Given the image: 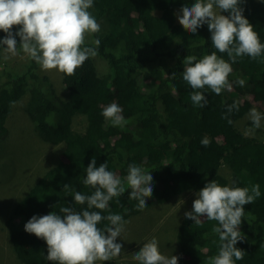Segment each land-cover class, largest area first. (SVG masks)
<instances>
[{"label": "trees", "instance_id": "trees-1", "mask_svg": "<svg viewBox=\"0 0 264 264\" xmlns=\"http://www.w3.org/2000/svg\"><path fill=\"white\" fill-rule=\"evenodd\" d=\"M192 3L194 0H93L89 11L101 28L87 43L91 46V40L99 39L98 54L74 75L62 73L68 92L65 99L55 95L46 76L39 77L38 64L31 59L24 69L0 71V139L7 134L6 119L12 108L26 96L23 114L37 140L62 148L61 158L13 203L8 236L22 264H55L46 258L45 241L25 232L24 225L33 215L61 214V207L76 212L86 209V204L75 203L74 194L94 191L83 183L92 158L97 167L107 161L108 170L122 180L131 163L151 172L153 192L145 198L143 210H137L138 201L129 199V188L101 212L102 216L121 214L126 221L180 194L198 192L213 179L221 186L233 181L239 187L259 184L260 197L244 206L240 231L245 240L235 246L245 254L236 264H264V139L245 136L236 127L251 109L248 96L262 104L264 113V55L255 60L237 58L228 77L231 90L216 95L205 87L200 91L208 99L207 106L193 105V90L182 79L184 57L199 59L216 49L206 24L195 34L179 24L180 8ZM241 7L264 43V2L244 0ZM17 30L16 26L12 29L13 33ZM5 35L0 31V39ZM16 39L19 46L20 38ZM217 55L229 59L226 53ZM95 58L106 65L105 70L98 69ZM239 79L245 80L244 86L237 83ZM237 101L238 111L227 114L226 106ZM113 102L123 110L120 126L102 116L103 108ZM225 114L231 124L222 118ZM75 119L85 123L83 133L76 130ZM204 138L210 141L207 147L201 144ZM222 168L229 170V179L222 175ZM200 219L195 224L183 215L176 225L178 264H208L218 254L219 236L212 231L218 222ZM107 224L103 220L98 227Z\"/></svg>", "mask_w": 264, "mask_h": 264}, {"label": "clouds", "instance_id": "clouds-1", "mask_svg": "<svg viewBox=\"0 0 264 264\" xmlns=\"http://www.w3.org/2000/svg\"><path fill=\"white\" fill-rule=\"evenodd\" d=\"M243 2L194 0L191 6L181 7L177 14L179 24L190 34H195L198 28L206 24L211 34V44L216 49L199 59L194 55L184 57L182 79L193 90L190 99L195 106H207L208 99L200 91L205 87L216 95L225 89L231 90L228 77L233 71L232 63L237 62V58L248 56L255 60L264 55V43H261L259 34L243 15ZM92 7L93 0H0V31L6 34L0 39L4 59H8L9 55L16 56L22 50L42 70L55 69L66 76L74 75L86 60L98 54L100 40H91V46L87 43V38L98 33L101 28L89 11ZM14 26L18 27L15 33L12 31ZM16 37L20 38L19 50ZM217 52L226 53L229 59L226 61ZM237 83L244 86L245 80L239 79ZM238 109L239 102H233L226 106V113L231 114ZM122 111L113 102L103 108L102 116L113 126H120L124 123ZM227 114L222 118L231 124L232 120L228 119ZM248 115L254 128L261 127L264 113L252 108ZM209 143L207 138L201 141L204 147ZM152 182L151 172L134 163L128 165L127 175L122 180L108 170L107 161L97 167L95 158H92L86 167L83 183L94 191L90 195L80 192L74 194L75 203L86 204L87 208L76 212L65 206L60 208L61 214L49 212L39 217L33 215L25 223L24 230L45 241L46 258L55 264L110 261L122 252V244L115 241L125 231L128 221L121 214L109 212L107 216H102L101 212L108 210L109 202L129 188V199L138 201L137 210H143L146 207L145 198L152 196ZM195 195L192 210L184 213L185 219L195 224L201 223V217L218 222V226L212 229L219 236L218 254L210 257L208 264H236L245 254L235 246L245 240L240 231L245 215L244 206L260 197V185L239 187L233 181L232 185L221 186L213 179L205 183ZM103 220L108 224L101 229L98 224ZM179 258L176 255H164L156 237L144 242L132 256L136 264H178Z\"/></svg>", "mask_w": 264, "mask_h": 264}, {"label": "rangeland", "instance_id": "rangeland-1", "mask_svg": "<svg viewBox=\"0 0 264 264\" xmlns=\"http://www.w3.org/2000/svg\"><path fill=\"white\" fill-rule=\"evenodd\" d=\"M89 39L90 36L87 42ZM17 48L19 50L20 46L17 45ZM4 55L2 48L0 71L5 69L18 71L24 69V65L30 61L22 50H19L16 56L9 55L8 59H4ZM95 63L99 70L106 69V65L100 59L95 58ZM37 74L40 78L43 76L48 78L56 96L66 98L68 92L62 84V73L55 69L42 70L38 65ZM46 86L47 83H44V87ZM25 99L26 96L12 108L6 119L7 134L0 139V264H22L14 253L8 236L7 226L12 216L13 203L21 199L37 179L61 158L62 152L60 146H51L37 140L29 120L27 121L23 114ZM247 100L251 104V109L256 108L259 112L263 110L262 104L253 99V96H248ZM248 114L236 122V127L245 136L264 139V122H261V127L254 128ZM78 120L77 122L76 119L74 120L76 130L83 133L85 123L83 120ZM221 173L229 179L228 169L222 168ZM196 193L185 192L166 204L152 206L146 212L128 220L125 231L115 241L122 244L121 254L110 261L97 262V264H136L132 259L133 253L138 252L143 243L152 237L157 238L160 251L164 255H174L177 252L176 225L184 213L192 209Z\"/></svg>", "mask_w": 264, "mask_h": 264}, {"label": "bare ground", "instance_id": "bare-ground-1", "mask_svg": "<svg viewBox=\"0 0 264 264\" xmlns=\"http://www.w3.org/2000/svg\"><path fill=\"white\" fill-rule=\"evenodd\" d=\"M184 199V198H183Z\"/></svg>", "mask_w": 264, "mask_h": 264}]
</instances>
